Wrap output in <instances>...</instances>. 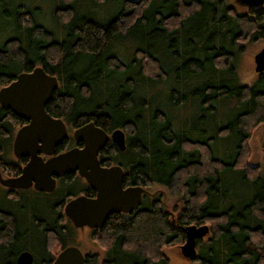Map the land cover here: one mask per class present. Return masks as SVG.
<instances>
[{
  "label": "trees",
  "instance_id": "obj_1",
  "mask_svg": "<svg viewBox=\"0 0 264 264\" xmlns=\"http://www.w3.org/2000/svg\"><path fill=\"white\" fill-rule=\"evenodd\" d=\"M259 37L264 3L0 0V87L42 66L58 80L45 110L72 126L124 129L125 149L109 142L103 161H118L126 184H158L173 198L167 208L152 190L111 214L96 236L105 255L84 264H169L161 247L201 223L195 264H264V174L248 161L252 129L264 124V71L244 84L236 66L239 42ZM24 122L0 105V157ZM83 190L94 192L66 176L34 200L0 189V264L25 247L31 264H50L47 237L70 234L61 200Z\"/></svg>",
  "mask_w": 264,
  "mask_h": 264
},
{
  "label": "water",
  "instance_id": "obj_2",
  "mask_svg": "<svg viewBox=\"0 0 264 264\" xmlns=\"http://www.w3.org/2000/svg\"><path fill=\"white\" fill-rule=\"evenodd\" d=\"M242 3L260 5L264 0H240ZM254 70L264 71V46L254 53ZM55 75L36 65L30 71L18 73L8 84L0 87V105L11 108L27 121L15 131L12 151L16 155L28 154L30 159L20 175L1 179L10 186L24 187L34 181L37 189L51 190L55 176L78 170L88 184L95 189L94 196L77 195L64 206L65 213L75 225L100 226L108 214L116 211L131 212L136 209L145 188L140 184L123 183V170L119 164L102 166L97 157L105 144L107 133L93 121H88L73 130V137L83 145L74 146L43 159L39 152L52 153L54 147L67 135L62 118L52 116L45 110L57 87ZM111 139L121 148L125 147L122 129L111 131ZM208 231L206 223L184 226L185 239L180 251L187 259L196 257V240ZM32 255L22 252L17 264H29ZM85 255L76 246H67L56 255L52 264H83Z\"/></svg>",
  "mask_w": 264,
  "mask_h": 264
},
{
  "label": "flooded vegetation",
  "instance_id": "obj_3",
  "mask_svg": "<svg viewBox=\"0 0 264 264\" xmlns=\"http://www.w3.org/2000/svg\"><path fill=\"white\" fill-rule=\"evenodd\" d=\"M239 2H241L240 0H238ZM241 46L243 47V43H241ZM57 117V116H56ZM61 118V117H60ZM25 119V118H24ZM64 120V119H63ZM27 120L25 119V122ZM89 121H93V120H89ZM24 122V123H25ZM65 125H66V129H67V135L66 137L62 140L61 143L57 144L55 147H54V150L52 153H44V152H39V154L41 155V157L43 159H46L48 158L49 156H51L52 154H56L58 152H61L63 150H66L68 148H71V147H74V146H82L83 143L82 141H77L74 139L73 137V130L84 124H80V125H76V126H72L70 125L69 123H67L65 120ZM88 122V121H87ZM94 122V121H93ZM23 123V124H24ZM86 123V122H85ZM95 124V123H94ZM95 125H98V124H95ZM100 126V125H98ZM20 127V126H19ZM18 127V128H19ZM101 127V126H100ZM106 133H107V139L105 141V144L102 146L101 149H99L98 151V159H99V163L100 165L102 166H110L112 164H119L123 170V183L125 186L127 185H130V184H126L124 182V175H125V169L124 167L118 162V161H111V162H108L106 163L105 161H103V159L101 158V151L108 145L109 142H111V144H114L118 149L120 150H123L125 149V147L123 149H121L110 137V134H111V131L115 128H120L122 129L121 127H115V128H112L110 130H105L103 127H101ZM17 130V129H16ZM15 130V131H16ZM15 131L13 133V137H14V134H15ZM123 133H124V140H125V146H126V133L124 131V129H122ZM12 142H13V138H12ZM12 142H11V148H10V151L6 154V155H2L0 157V189L3 190L4 192L7 193V195L10 197V198H14V199H21L22 197L26 198V199H30V198H33V196H39V195H51L53 196V191L55 189H57L58 185H59V180H61L63 177H70V178H73L75 180L78 181V183L84 185L86 184L88 187H90L94 192L91 193V194H87L86 193V190H83V191H80L74 195H70L68 196L67 198L61 200V204L59 205L60 206V214H59V217H60V223L61 225L63 226H66L69 230H70V234H69V239L65 240L64 243H62L60 241V239H57L54 235H49L47 237V250H48V254L49 255H54V257L52 258L50 264H52L53 260L55 259L56 255H58L64 248H66L67 246H76L78 247L82 254L85 255V260H86V255H105V250H106V247L103 249L104 251H83L81 249V247L79 246L80 243L78 242V238H77V234L76 232L78 230L80 231H83L84 229H87L89 232H90V237L94 238V235L95 236H98V233L97 231H101V229L103 228V225L105 224L107 218L113 214V213H119V212H123V213H130V212H124V211H116V212H112L110 214H108L106 220L103 222L102 225L100 226H90L88 224H83V225H75L73 223V221L71 220V218L65 213V210H64V206L66 204V202L68 200H70L71 198L77 196V195H80V194H84L86 196H94L95 195V189L92 188L86 178L82 175L79 174L78 170H75L73 172H66L62 175H59V176H55V186L53 189L51 190H44V189H37L35 186H34V181H32V183L28 186H24V187H19V186H10V185H6L4 183L1 182V179H5V178H9V177H16L18 175H20L21 171H22V168L23 166L27 163V161L30 159V155L28 154H22V155H16L13 153L12 151ZM63 144V147L60 148L59 145ZM66 145V146H65ZM146 190L145 192H143V195L146 194V193H149L151 192V190H149L148 188L144 187ZM142 195V196H143ZM30 200H34V199H30ZM141 203V202H140ZM140 205V204H139ZM135 210V209H134ZM133 211V210H132ZM131 211V212H132ZM52 236L54 238V240L56 241V245H57V249L53 250L49 247V237ZM100 236V235H99ZM29 252L30 255H32V260L29 264H31L33 262V259H34V251H32V249L30 247H25V248H21L19 249L17 252H16V259H15V262L17 264V257L18 255H20L22 252ZM85 263V261H84ZM83 263V264H84Z\"/></svg>",
  "mask_w": 264,
  "mask_h": 264
},
{
  "label": "rangeland",
  "instance_id": "obj_4",
  "mask_svg": "<svg viewBox=\"0 0 264 264\" xmlns=\"http://www.w3.org/2000/svg\"><path fill=\"white\" fill-rule=\"evenodd\" d=\"M240 44L243 41L239 42ZM264 46V37H259L255 40H247L243 43V47L237 56L236 66L240 77L241 83L250 84L257 77L258 72L254 70V53ZM249 143V157L248 161L252 164L259 166L262 174H264V124L256 125L251 132L248 139ZM154 192H164L167 196L166 188L164 186L153 184L148 188ZM167 201V202H166ZM165 206L169 208L173 203V198L167 196ZM78 242L83 251H104L106 242L104 238L98 239L95 235L94 238L90 237V232L87 229L83 231L78 230L76 232ZM184 241H174L170 244H165L161 247L163 251L169 257V264H195L194 260L187 259L180 251V246ZM49 247L53 250L57 249L56 241L52 236L49 237Z\"/></svg>",
  "mask_w": 264,
  "mask_h": 264
}]
</instances>
